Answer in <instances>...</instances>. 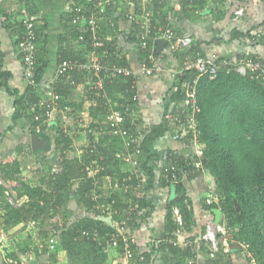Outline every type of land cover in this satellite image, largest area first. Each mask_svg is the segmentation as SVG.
<instances>
[{
	"label": "trees",
	"instance_id": "trees-1",
	"mask_svg": "<svg viewBox=\"0 0 264 264\" xmlns=\"http://www.w3.org/2000/svg\"><path fill=\"white\" fill-rule=\"evenodd\" d=\"M76 2L86 3L88 6L92 7L97 0L90 2L86 0H76ZM104 15H106V13H104ZM235 16L234 12L233 20L239 19L242 15L236 19ZM98 24L94 33L98 36L99 40L103 42V45L94 48V45H92L93 32L90 30V27L85 29L82 24H75L76 30L78 29L79 32L84 35V40H80V42L84 43V46L87 48H92L96 54L102 55L104 63L107 66L113 65V61L116 60V57L118 58L119 65L128 66L126 57L124 56L125 53L120 49L117 50L116 43H114L115 40L113 39V42L106 38L107 34H105L102 20L99 21ZM257 28L259 27L257 26ZM35 30L38 36V32L40 31L38 25ZM175 32L178 35L189 36L177 31ZM250 32L248 31L247 35L251 36ZM258 35H260V39L256 40V36L254 37L253 35L252 41L260 44L259 46L263 47L264 50V32H260ZM129 41L138 43L137 34H135V37L133 36L129 39ZM165 49H167L171 61L177 64L170 71L174 80L173 85L175 90H173V92L171 91L172 93L166 98V108L162 122L152 125L147 132H144L141 142V155L139 156L140 168L146 174L144 188L139 190L141 180L131 174L129 170L124 172L120 171V163L124 160L115 158L114 153L122 148V138L114 134L102 133L98 136V141L95 143V148L92 151L91 142L94 136L88 132L89 143L85 147V153H83L82 159H67L66 151L70 148L71 139L63 133L61 128L59 129L58 126L53 124L50 128V132H52L51 129L54 128V133L51 137H53L56 145L62 146L59 159L61 169L58 172L48 177L41 176V179L39 178V184L32 185L24 181L20 186H17L13 183V178L16 173L20 172L19 163L15 159L8 160L10 158L0 161V177L5 180L4 183L6 181L10 183L7 189L12 194L13 190H15L13 197L16 200H20L19 206L13 207L6 201L3 193L6 187L3 185L0 187V211H3L2 220H0L2 224L1 230L7 232L10 228L20 223H23L25 227L28 220L36 219L41 222L40 230L43 231L42 235L45 237L43 239H46L51 233L50 226L47 222L48 216L50 213L55 214L57 212L62 218L63 225L61 230L55 234V248L59 247L67 252L69 264H94L95 260L100 263L106 257L104 247L108 246L111 235L117 233L114 221L122 222L125 229L133 228L142 222L146 223V219L152 210L151 204L147 202L146 192L153 186V180L155 179L153 169L149 165L150 152L148 150V144L173 129L178 128L182 131L185 122L183 119L185 118L184 113H179L181 118L180 122L173 121L171 115L176 114L175 111L179 109L178 103L182 101L184 96V84L191 82L197 74L193 68L185 70L182 69V67H184L185 62H192L198 54L204 55L199 52L198 43L194 42L193 38L190 47L184 50L172 48V45L169 43L165 44ZM146 53L147 52L141 50V63L144 57H146ZM155 56L156 62L163 67V70L165 67L168 68L157 51L155 52ZM228 56L233 59L243 56L246 59L258 62L262 61L264 63V54L257 52L252 54V56L247 54ZM71 58L76 59L75 57ZM36 60L35 74L37 79L40 80L45 64L39 60L38 53L36 55ZM181 69L182 72H180ZM173 71L175 73L172 75ZM75 72L76 71L70 73L66 72V75ZM258 72L259 71L247 69L245 73H242L235 69V67H219L213 79H209L206 75L201 76L197 83V102L200 107L197 115L198 123L194 129L186 128L187 133L184 139L187 140L191 138L193 132H197V134L199 132V140L204 143L202 161L205 168H203L205 169L204 171L214 179L216 185L215 195L219 196L222 200L221 212L223 215H226L224 224L234 230L233 235L235 239L248 243L246 249L251 253L256 264H264V83L256 76ZM155 74L156 73L152 75ZM115 76L113 82L110 84L107 83L106 90L112 102L114 104H116V102L119 104H116V106L114 105L116 108H107L106 99L95 95L94 97L97 98L96 105L103 107L102 115L105 117L107 114L103 111L106 109L107 112L113 110L122 111L123 106L129 104L128 111L122 114L123 119L119 123V126H126L128 128L133 127V129L138 130V124H140V122L133 118L134 104L137 103L138 98L135 101L132 99L134 94L137 95V78L136 76L135 78L131 76ZM3 77L4 73L1 71L0 85L2 84L1 78ZM133 83L134 88L131 87ZM50 87L56 91L53 85ZM127 89H129V92ZM13 91L11 95L14 97L15 105L13 116L16 118L22 115L30 127L35 126L36 122L33 120L30 107L31 104L39 98L36 91L30 87H26L22 95H19L17 90ZM56 92L60 95V105L65 103V95L61 92ZM118 92L119 96H116ZM25 96L27 102H23ZM70 105L73 104L70 103ZM74 107L76 110H81L86 113V120L89 121V123L84 126L85 129H87L86 131L98 127V125L92 123V121L99 112V108L96 106L94 108L88 106V110L81 108L82 102L76 104ZM27 119L31 121L28 122ZM41 131H47V129L41 128ZM43 136L46 137L45 134H43ZM172 160L178 163L180 161L175 158ZM84 163H92L93 165L98 164L102 169L98 172L97 177L111 176V184L113 185L117 182L119 188L109 189L110 192H107L106 196H103L101 188L95 187L94 179L92 177H87L83 171ZM202 170L200 169L195 174L189 176H198L200 172H203ZM73 176L78 178L79 185L72 191L70 182ZM170 184L171 183L166 185L170 187ZM175 184L179 195L177 199H173L167 204L165 233L161 238H173L176 243L175 231L177 229V224L172 218V207L177 206L179 208L183 227L189 231L191 230L193 212L190 208V202L186 199L185 192L182 186H180V182L178 181ZM125 185H127L126 189ZM118 191L122 192V197L124 198L123 200L126 201V206L117 195ZM93 192L99 193L100 198L98 201L102 205L104 211L99 209L101 205L99 207L96 206L98 205L97 201L91 199ZM70 193L76 197L78 205L85 210L92 211L94 216L81 217L75 221H71L70 217L68 220L65 216L68 214L63 210V207L65 206V208H68L67 201ZM24 196L28 198V201L22 200ZM234 198L239 205V209H237L233 202ZM112 199H114L112 210H116V213L110 215L111 219L105 220L104 218H107L109 213V210L105 208L107 204H110ZM130 203L133 206L137 203V206L132 211H128V205ZM91 227L99 231L100 237L98 240L93 241L91 238L87 239L80 234L82 229ZM234 237H232L231 240H234ZM194 239V236L187 238L185 241L189 243H183L182 246H178V244L171 242L155 244V240L153 239V241L149 243L150 252H145L146 255L143 264L149 263L151 258H155L158 254L161 255L162 258L160 264H197L195 255H197L200 250H203L204 243L198 239L200 242L198 241V244H194ZM118 240V249L122 252L123 241L120 237ZM100 241L101 245L99 244ZM131 247L136 252L134 243H131ZM41 249H44L43 252L48 250L45 248ZM221 249L222 248H220L214 258L208 259V264L227 263L228 260L226 263L221 261V257L223 256ZM30 251H33L37 255L40 251L39 245L35 244L30 246L27 244L21 247L19 246L18 251L10 252L6 249L5 256H7L10 264H21L19 254L25 253V255H27ZM3 264L9 263L4 261Z\"/></svg>",
	"mask_w": 264,
	"mask_h": 264
},
{
	"label": "crops",
	"instance_id": "crops-1",
	"mask_svg": "<svg viewBox=\"0 0 264 264\" xmlns=\"http://www.w3.org/2000/svg\"><path fill=\"white\" fill-rule=\"evenodd\" d=\"M23 1L0 0V72L4 73V77L1 78L2 84L0 85V161L7 158H10L8 160L15 159L20 165L19 174L25 172L30 177L32 174L36 176L41 171L39 168L42 165L34 162L28 167V160L37 161L38 158L41 159L46 153V161L57 165L60 162L62 146L56 145L53 137H51L54 133V128L51 129L52 132H50V129L41 131L36 125L30 127L22 115L16 118L13 116L15 111L14 97L11 96L14 92L13 90H17L19 95H22L26 87H28L23 77L22 55L17 49V38L21 32V26L19 25L21 17L20 6ZM99 1L102 2V8L106 13L102 20L105 34H107L106 38L112 41L113 39L115 40L113 42L116 43L117 50L120 49L125 53L127 67L131 68L136 74L138 101L134 104L133 118L140 122L138 130L135 131H138L143 136L144 132H147L152 125L159 124L163 120L166 98L175 90L173 85L174 80L170 71L177 64L171 61L168 51L165 49L166 43L162 42L161 44H157L156 51L159 53L160 58L163 59L164 64H167L168 68L165 67L162 72L152 76H147L140 72L141 47L137 42L129 41V39L133 36L135 37V34L138 33L136 21L151 17L156 26L170 24L175 31L191 36L194 42L198 43L199 52L207 56L213 54L218 57L237 54L252 56L256 52L264 54L263 47L252 41L253 35L257 37L260 32H264V0H130L128 3L126 0H118L115 1L116 3H112L110 0ZM31 2L33 4L32 11L38 17L36 21L40 29L37 36L38 58L45 64L40 78V86L45 88L53 85L56 91L65 95L66 104H61L60 108L55 112V126H58L59 129L61 128L63 133L71 139L70 148L66 151L67 159H73L69 156L72 154L76 159L81 160L83 153H85V147L89 143V135L86 131L87 129L84 127L89 121L86 120V113L76 110L74 106L82 102L81 108L87 110L89 107L94 108L96 106L99 108V112L92 123L102 129L103 107L96 105L97 98L94 96L97 95L105 98L107 108H116V104L119 103L116 102L114 104L106 90L107 83L113 82L116 76L111 71H103L97 77L93 73L75 72L57 78L55 70L63 59L71 57L78 59L92 55L93 49L87 48L84 46V43L80 42L78 36L81 33L72 24L73 9L77 2L76 0H31ZM238 8H242L244 13L239 19L233 20L234 12ZM128 13L134 14L135 18L133 20L128 19L126 17ZM248 31H251V36L247 35ZM259 39L260 36L257 40ZM117 59L116 57L113 64L122 66L118 64ZM99 79L102 81V89H90L91 86L97 85ZM34 91L41 97L42 92L39 89ZM102 94H105V97ZM116 96H119V92L116 93ZM25 101L26 96L23 98V102ZM70 103L73 105H70ZM103 112L107 114V109ZM172 131L166 132L163 136L156 138L148 144L150 152L149 165L153 169L155 179L153 180V186L146 192V199L151 204L152 210L146 219V223H139L137 226L127 228L125 231L130 241L136 246L135 258L130 264H143L145 252H150L149 243L154 239L155 244H157L156 241L161 239L165 233L167 204L170 203L171 189L169 185H166L169 183L163 176V166L174 158L179 159V163H182L184 160L194 157L191 138L187 140L184 138L181 140L174 139ZM31 134L44 139L46 145L39 149H33L31 147ZM185 135L186 131L184 132ZM199 137L198 132L195 143L204 148V143L199 140ZM74 141H83L82 143L85 144L75 152L73 151ZM51 145L54 146L53 151L47 150V148L51 149ZM35 156L37 157L34 158ZM58 166L60 167L61 165ZM204 168L203 172H200L198 176H182L179 180L180 186H182L185 197L190 202V208L193 212L191 230L189 231L193 232L187 234L190 238L195 232L200 231L201 228L203 231L209 220L222 224L224 219L221 212L222 200L211 189L209 175L204 171ZM128 170H130V165L126 161L121 162L120 171L124 172ZM22 177L25 182H29L32 185L39 184V178L41 179V176H38L37 183H35L36 177L33 181L29 178L27 179L26 176ZM5 183L10 186L9 182L6 181ZM101 184L102 195L106 196V193L110 192L109 189L112 188H108V180L101 181ZM144 184L145 182L143 181L141 186H139V190L144 188ZM78 185L77 183L74 189ZM9 186H6V189ZM14 193L15 190H13ZM117 195L126 206L122 192L118 191ZM93 196L94 192L91 197L94 201ZM208 199H211L212 202L207 203ZM98 200H95L98 202L97 207L101 205ZM136 206L137 203H135V206L130 203L128 211L134 210ZM67 207L71 221H75L81 217L94 216L92 211L85 210L77 204V199L72 193L68 196ZM99 209L104 211L102 205ZM107 219H111L110 214H108ZM22 226L23 223H20L10 228L6 234L4 233V239H0V256H2L3 262H9L10 264L7 256H5L6 250H2V248H7L9 252L19 250L17 243H21L20 237L24 228ZM29 231L36 236V240L34 241L45 238L42 235L43 231L40 230V226ZM6 235L7 237H5ZM185 237L181 235L176 236V243L182 246L183 243L181 241ZM26 238L27 241L23 242V244L21 243V246L27 244L32 246L37 243L33 242L31 237L28 239V234L25 233L22 240H26ZM203 246V250H200L195 255L197 264H208V259H210L207 246L205 244ZM45 249L47 250V248ZM43 250L40 249L37 255L33 251H30L27 255L25 253L19 254L20 263L69 264V257L64 249L57 247L52 251L48 249L46 252H43ZM105 252V259L100 263L95 260L94 264H112L121 255L118 248L109 247ZM221 252L223 254L221 257L222 262L226 263L228 260L226 264H237L236 260L238 256L234 254L239 253L238 248H233L232 246L231 250L229 248L228 251L222 248ZM141 256L143 259H141ZM151 260L152 264H160L162 258L158 254L155 258L152 257ZM151 260L147 264H151Z\"/></svg>",
	"mask_w": 264,
	"mask_h": 264
},
{
	"label": "built area",
	"instance_id": "built-area-1",
	"mask_svg": "<svg viewBox=\"0 0 264 264\" xmlns=\"http://www.w3.org/2000/svg\"><path fill=\"white\" fill-rule=\"evenodd\" d=\"M87 2L93 0H86ZM115 1L118 0H110L112 3H116ZM127 3L130 0H126ZM109 2V1H108ZM107 2V3H108ZM33 4L31 0H24L20 6V19L19 25L21 26L20 35L17 38V49L18 52L22 55V63H23V77L26 81V85L33 90L39 89L42 94L38 100H35L30 107V110L33 114V120L36 122V126L41 130V128L50 129L53 124H55V112L60 108V95L51 89L50 86L48 87H41L40 80L37 79L35 74L36 69V55L38 51L37 45V32L35 30L37 26L38 17L32 11ZM104 9L102 8V2L97 0L94 3V6L90 7L86 3H76V6L73 9L74 15L72 17V24H82L85 29L90 27V30L93 32L92 34V45L94 48L97 46H102L103 42L99 40L98 36L95 35L94 31L98 27V22L104 19ZM243 14V9L238 8L235 10V19ZM126 17L130 20L135 18V15L132 13L126 14ZM138 25V33H137V41L138 45L141 47L142 51L147 52L140 65V72L147 76H151L154 73H159L163 70V67L156 62L155 56V49L158 43H169L172 45V48L184 50L190 47L192 38L189 36H182L178 35L175 30L168 24H164L162 26H156L153 23L151 17H146L141 19L140 21H136ZM260 35H257L256 40L259 38ZM79 40H84V35L81 33L79 36ZM264 41V39H263ZM155 51V52H154ZM105 56V55H104ZM219 67L229 68L235 67L238 69L240 67H245V71L255 70L259 71L256 76H258L261 81L264 83V63L253 61L251 59H246L243 56L235 57L234 59L231 57H218L216 55H201L198 54L195 59L190 62L184 64L182 69H195L197 72L196 77L186 84H184V96L180 103H178V110L175 111L176 114L171 115V119L173 121L180 122V114L184 113L185 118L184 124L181 129H173L172 137L174 139L181 140L184 138V132L186 128L194 129L197 125V115L200 110V107L197 102V83L198 79L201 76L206 75L209 79H213L218 71ZM182 69L180 72H182ZM72 71L76 72H86V73H93L96 77L100 75L101 72L111 71L113 75H119L123 77L136 76L135 72L127 67V66H118L113 64L111 66H107L104 63V58L102 55H98L95 51H92V55L90 57H84L80 59H63L56 67L55 76L62 77L66 75V72L70 73ZM175 72H172V75ZM254 77V76H252ZM102 81L99 79L97 81L96 86H91L90 89L92 90H100L102 89ZM134 83L131 85L134 88ZM129 92V89H127ZM105 97V94H102ZM133 101L137 100V95H133ZM129 109V104L123 106V110L119 111H111L107 112L105 116L104 124L107 125V128L103 130V128H91L88 129L87 132L91 133L94 138L92 140V151L95 148V143L98 141V136L100 134H114L122 138V148L117 150L114 153L115 158L123 159L130 165V172L134 176L138 177L141 180V184L145 181L146 174L140 168V161L139 156L141 155V142L143 140V135L140 134L135 129L128 128L126 126L120 127L119 123L122 121L123 117L122 114H125ZM180 113V114H179ZM179 114V116H178ZM187 133V131H186ZM197 137V132H193L191 141L194 142L196 145L194 147L193 156L191 159H186L182 163H178L177 161L168 162L162 168V172L164 173V178L167 179L169 183H177L182 176H189L195 174L200 169H203V148H201L198 144L195 143ZM102 169L99 165H93L92 163H84L83 171L85 172L87 177H92L94 179L95 187H100L101 181L108 180V188H119V184L115 182L113 185L111 184V178L109 176L97 177L98 172ZM57 172V171H56ZM4 179L0 177V187L4 185ZM19 181V182H18ZM24 182V178L16 173L13 178V183L17 186H20L21 183ZM139 186H141L139 184ZM105 188V187H104ZM127 185H125V189ZM6 201L12 205L13 207H18L20 204V200H16L13 197V194L9 192L8 189L3 191ZM1 195V191H0ZM99 193L95 192L93 199L98 200ZM23 201H28L26 196L22 197ZM212 200L208 199L207 203H211ZM114 203V199L111 200L110 204H107L106 208L109 210L108 214L116 213V210H112V204ZM172 214L173 220L177 224V229L175 233H180L183 221L181 217V213L177 206L172 207ZM51 233L48 238L44 240V242H39L38 245L41 248L51 249L54 247L56 242L55 234L61 230L63 225L61 216L56 212L55 214H51L48 216L47 220ZM41 225V222L36 219H30L27 221V228L28 229H36L38 226ZM116 227V234L111 235V239L109 240L108 246L104 247V251H107L109 247L111 248H118L119 247V240L120 237L123 241V251L121 252L120 258L113 262L112 264H130V262L135 258V250L131 247L132 241L126 235V229L123 227L122 222H114ZM80 234L87 239H92L93 241L98 240L100 235L99 231L93 227L82 229ZM118 236V237H117ZM229 236L226 238L225 237ZM157 240V239H156ZM231 240L230 236V228L227 227L224 223L217 224L213 220H209L204 228V232L200 238L208 248L210 258H214L215 255L219 252L220 248L228 251V241ZM199 240H193L194 244H198ZM157 244L162 242H171L174 244L175 241L173 238H161L156 241ZM189 243V242H184ZM101 245V241L99 242ZM183 245V244H182ZM251 256L250 253L247 254ZM142 257V256H141ZM252 257V256H251ZM143 259V257L141 258ZM192 262V261H191ZM9 263V262H8Z\"/></svg>",
	"mask_w": 264,
	"mask_h": 264
},
{
	"label": "rangeland",
	"instance_id": "rangeland-1",
	"mask_svg": "<svg viewBox=\"0 0 264 264\" xmlns=\"http://www.w3.org/2000/svg\"><path fill=\"white\" fill-rule=\"evenodd\" d=\"M28 120V122H30L31 120H29V119H27ZM103 121H105V118H104V116L102 117V122ZM102 128H103V130H105L106 128H107V125L106 124H104L103 123V125H102ZM88 138V137H87ZM83 142V141H82ZM81 141H74L73 142V151H75V152H77L78 151V148L80 149L81 148V146L82 145H84L85 143H82ZM192 145H193V148L196 146L195 144H194V142H192ZM52 146V145H51ZM53 148H54V146H52L51 147V149L49 148H47V150H49V151H53ZM72 149V148H71ZM69 150V149H68ZM67 150V151H68ZM49 151H47V152H49ZM41 156V155H40ZM69 156H71V158H75L74 157V155L72 156V154L71 155H69ZM77 156V155H76ZM37 156H35L34 158H36ZM32 159H33V157H31ZM28 162H29V165H27L28 167L30 166V164L31 163H34V162H36V163H38V164H41L42 165V167H40L39 169H41V171L40 172H38L37 174H36V176H35V174H32V175H30V177H28V175L27 174H25V172H23V173H20L22 176H26V178L28 179H31V181H33V179H35V177H36V181H34L35 183H37V177L38 176H45V177H48L49 175H51V174H53V173H55L56 171L58 172L60 169H61V166L59 167L58 165H60V162H59V164H57V165H53L54 163H49L48 161H46V153H45V155H43V157L41 158V159H39L38 158V160L37 161H30V160H28ZM51 167H49V166ZM78 167H79V165H78ZM33 173V172H32ZM73 179H72V181H71V190L73 191L74 190V188H75V186H76V184L79 182V180H78V178L77 177H75V176H73L72 177ZM19 182V181H18ZM6 186H9L7 183H5V187ZM63 210L68 214V212H69V209L68 208H65V206L63 207ZM64 212V213H65ZM2 213H3V211H0V220H2ZM66 216V218L69 220V215H65ZM223 217H224V219H223V223H225V218H226V215L224 214L223 215ZM172 218H173V214H172ZM1 227H2V224H1V222H0V239H4V233L6 234L7 232H4L3 230H1ZM23 227V226H22ZM230 228V227H229ZM184 227L182 226V229H181V232L180 233H176V236H186L184 239H182V243H184V242H186L185 240H186V238H190L189 236H187V234H189V233H191V232H193V231H191V232H189V230L188 229H185V231H184ZM15 230V229H14ZM29 230H31V229H29ZM28 229H27V226L25 225V227L22 229V235H21V237H20V239H21V243L23 244V242H25V241H27V238H26V240H22V238H23V235L26 233V234H28V239L31 237L32 238V240H33V242H37L36 244H38L39 242H44V240L45 239H38L37 241H34V240H36V236L35 235H33L32 234V232L31 231H29ZM204 231V230H203ZM202 228L200 229V231H198V232H195L192 236H194V238H195V240H198V239H200L201 238V236H202ZM234 230H232L231 228H230V236H231V238L232 237H234ZM27 236V235H26ZM5 237H7V235L5 236ZM13 237H15V236H13ZM19 237V236H18ZM229 236H227V237H225V240L223 239V241H226V238H228ZM31 240V241H32ZM17 243V242H16ZM21 243L19 244V243H17V245H19V246H21ZM31 246V245H30ZM228 248H230V250H231V248H232V246H233V248H238L239 249V253H235L234 255L235 256H238V259L236 260V263L237 264H246V263H250V264H256V262L253 260V257H251V256H248L247 254L249 253L248 251H247V246H248V243H246V242H243V241H239V240H237V239H235V237H234V240L232 239V240H229L228 241ZM7 248H2V250H6ZM39 249H40V247H39ZM55 249V246L53 247V248H51L50 250L52 251V250H54ZM6 254V253H5ZM1 255V254H0ZM243 260H246V261H248V262H246V261H243Z\"/></svg>",
	"mask_w": 264,
	"mask_h": 264
},
{
	"label": "water",
	"instance_id": "water-1",
	"mask_svg": "<svg viewBox=\"0 0 264 264\" xmlns=\"http://www.w3.org/2000/svg\"><path fill=\"white\" fill-rule=\"evenodd\" d=\"M237 70L240 72H245V67H240ZM30 139H31V147L33 149H39V148L46 145V141L44 139L38 138L37 135H35V134H31ZM209 180H210V184H211V189L215 192L216 191V185H215L214 179L210 175H209ZM170 189H171V195H170V202H171L173 199H176L178 197L177 195H179V194L177 193L175 183L170 184ZM233 202H234L235 206L237 207V209H239V205H238L235 198L233 199ZM104 219H107V218H104ZM0 264H3L2 256H0ZM151 264H152V260H151Z\"/></svg>",
	"mask_w": 264,
	"mask_h": 264
},
{
	"label": "clouds",
	"instance_id": "clouds-1",
	"mask_svg": "<svg viewBox=\"0 0 264 264\" xmlns=\"http://www.w3.org/2000/svg\"><path fill=\"white\" fill-rule=\"evenodd\" d=\"M104 13H105V11H104ZM162 42H160V43H158V44H161ZM19 174V173H18ZM5 184V183H4ZM4 186V185H3Z\"/></svg>",
	"mask_w": 264,
	"mask_h": 264
},
{
	"label": "bare ground",
	"instance_id": "bare-ground-1",
	"mask_svg": "<svg viewBox=\"0 0 264 264\" xmlns=\"http://www.w3.org/2000/svg\"><path fill=\"white\" fill-rule=\"evenodd\" d=\"M14 29V28H13Z\"/></svg>",
	"mask_w": 264,
	"mask_h": 264
}]
</instances>
